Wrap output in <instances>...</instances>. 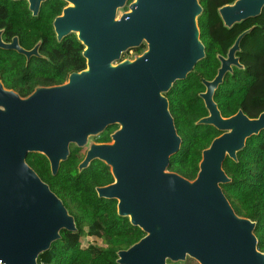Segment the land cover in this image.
Returning <instances> with one entry per match:
<instances>
[{
  "label": "water",
  "instance_id": "1",
  "mask_svg": "<svg viewBox=\"0 0 264 264\" xmlns=\"http://www.w3.org/2000/svg\"><path fill=\"white\" fill-rule=\"evenodd\" d=\"M46 0H26L36 16ZM52 21L56 39L76 33L84 46L85 68L59 84L41 85L26 96L5 87L0 78V263L38 264L40 252L75 231L74 217L62 200L27 163L30 152L46 156L55 174L70 144H88L78 167L99 159L113 181L97 186L99 197L116 199L117 214L145 234L117 251L119 264H173L186 257L199 264H264L257 248L255 222L235 213L220 184L230 179L222 163L246 139L264 129V110L256 117L241 109L222 116L213 94L231 66L245 32L235 39L211 80H203L208 111L197 120L221 131L202 150L194 179L168 170L181 137L165 93L184 79L205 55L197 17L199 0H65ZM264 0H234L218 8L224 25L258 15ZM119 17V8H126ZM147 47L134 59L122 53ZM18 37L0 48L28 60L39 56ZM116 62V63H114ZM113 124L111 141L88 143ZM173 262V263H171Z\"/></svg>",
  "mask_w": 264,
  "mask_h": 264
},
{
  "label": "trees",
  "instance_id": "2",
  "mask_svg": "<svg viewBox=\"0 0 264 264\" xmlns=\"http://www.w3.org/2000/svg\"><path fill=\"white\" fill-rule=\"evenodd\" d=\"M233 1L199 0L202 11L197 23L205 55L184 79L176 80L165 93L181 137L180 148L169 158L168 170L190 180L198 172L202 150L221 133L212 125L197 123L199 118L208 114L199 96L205 88L202 81L214 77L220 63L218 54L225 55L243 31L237 51L241 66H234L226 72L213 98L224 117L238 109L249 117H256L264 110V6L258 15L226 26L218 8ZM0 6L8 12L7 19L11 24L21 26L22 20L24 23L29 21L23 30L14 34L22 46L29 48L24 41L33 45L39 39L43 46L46 45L43 27L35 21L39 14L32 16L26 10L24 0H0ZM67 40L69 45L64 50L61 44ZM56 42H59V48L52 46V52L62 50L65 53L62 63L47 56H43L45 61L42 62H36L35 56L26 62L22 54L0 48V72L5 87L26 96L37 86L62 83L65 75L82 69L80 49H73L79 43L76 35L70 33ZM141 49L138 46L134 51L139 54ZM43 52L46 53L47 49ZM71 58L74 64L70 63ZM51 77L55 82L50 80ZM95 139L97 142L108 140V132L103 131ZM79 152L80 147L70 144L69 154L60 162L55 174L44 154L30 152L26 156L27 163L62 200L76 225L75 231L60 230V237L39 253L38 264H119L117 251L128 248L145 234L138 226L132 225L128 217L117 214L116 199L97 195V186L113 181L109 166L94 159L80 169L78 164L83 157ZM222 166L230 180L220 186L235 213L255 222L257 248L264 253V129L248 137L245 145L237 151L236 159L227 156ZM81 238L86 241L82 242Z\"/></svg>",
  "mask_w": 264,
  "mask_h": 264
},
{
  "label": "rangeland",
  "instance_id": "3",
  "mask_svg": "<svg viewBox=\"0 0 264 264\" xmlns=\"http://www.w3.org/2000/svg\"><path fill=\"white\" fill-rule=\"evenodd\" d=\"M68 4H70V3H68L65 0H46L41 5L40 11L38 13L39 15H38V17H37V19L35 21H37V23H40V25L43 27L42 33H43V37H45V41H46L45 43H46L47 46L46 45L43 46L41 39L38 40V41H40L39 46H38L39 56H35L36 57L35 58L36 62L45 61L43 56H47V57H49L51 59H55V60L59 59V63H62V61L64 59L62 57V55L65 57V53L63 54L62 50L61 51L55 50V51H57L55 53L52 52L53 51L52 46L54 48L55 47L59 48V45H60L59 42H56L57 39H55L56 36H55V32L53 30L52 21H53V19H54V17L56 15H59L61 13L62 8L67 6ZM26 7H27V4H26ZM125 9L126 8H119V10L117 11V17H119L121 15V13ZM35 25H36V23H35ZM36 34H37V31H36ZM36 34H35V36H36ZM76 38H77V36H76ZM38 41H36V43ZM35 44H33V45H35ZM67 45H69L68 44V40L64 41V44H61V47H65L64 50H66L67 49ZM45 48L47 49L46 53L43 52L45 50ZM83 48H84V46L79 41V43L76 44L75 48H73V49H75V51H76V49H80V53L82 54ZM135 55H137V53L134 51V48H131V49H128V50H126L125 52L122 53L121 59H134ZM81 58H82V63H83L81 68L83 69V67L85 68V66H86V61H85V59H83L84 57H81ZM70 63L74 64V60L72 59V61H70ZM114 63H116V62H114ZM67 77L68 76L65 75L63 82H65L67 80ZM55 78L57 79V76ZM50 80L54 81L55 79H54V77H51ZM95 137L96 136H92L91 135L89 137L88 143H90L92 141H96ZM87 147H88V144L84 145L83 147L80 148V152L79 153H80L81 158L84 157V154H85V152L87 150ZM81 240H82V242L86 241L85 238H81ZM171 263H173V262H171ZM174 263L175 264H199L196 260H194L193 258H190V257H186L182 261H174Z\"/></svg>",
  "mask_w": 264,
  "mask_h": 264
},
{
  "label": "flooded vegetation",
  "instance_id": "4",
  "mask_svg": "<svg viewBox=\"0 0 264 264\" xmlns=\"http://www.w3.org/2000/svg\"><path fill=\"white\" fill-rule=\"evenodd\" d=\"M13 1H18V0H13ZM25 1V3L27 4V2H26V0H24ZM132 1V0H131ZM131 1H128V3L129 2H131ZM1 7V6H0ZM26 10H28L29 11V9H28V4H27V7H26ZM126 10H127V7H126ZM40 11V10H39ZM31 13V12H30ZM39 13V12H38ZM32 15V14H31ZM38 15V14H37ZM33 16V15H32ZM3 17V13L0 11V19ZM20 29H22V28H20ZM0 30H1V36H2V39L3 40H5V41H10L11 40V38L12 37H14V36H17V35H12V36H10V37H6L5 36V32L7 31V27H6V25H0ZM244 32V31H243ZM18 37V36H17ZM18 40H19V37H18ZM19 43H20V41H19ZM21 45V44H20ZM233 45V44H232ZM231 45V46H232ZM34 46V45H33ZM32 46V47H33ZM230 46V47H231ZM24 47V46H23ZM32 47H29V48H32ZM140 47H142V49H141V52L140 53H142V51H144L145 49H146V47H147V45H146V43L145 42H143L141 45H140ZM230 47L228 48V50L226 51V54L225 55H220V54H218V58H219V60H220V56H223V57H226L227 56V53H228V51H229V49H230ZM29 48H27V49H29ZM239 50V45H238V49L235 51V53H234V56H235V58L238 60V63H239V65H232L231 66V70L233 69V67L235 66V67H240L241 66V62H240V55L239 54H237L238 51ZM14 51V50H13ZM139 53V54H140ZM24 56V55H23ZM25 57V56H24ZM25 60H26V62L28 61V59L25 57ZM220 65H221V62L219 63V66H218V68L220 67ZM218 68H217V71H218ZM217 73V72H216ZM226 74V73H225ZM225 74H224V76H225ZM216 75V74H215ZM214 75V76H215ZM1 76H2V74H1V72H0V78H1ZM224 76H223V79H224ZM223 79H222V81H223ZM2 80V79H1ZM203 80H206V79H203ZM211 80V79H210ZM202 83H203V81H202ZM204 85V84H203ZM219 86V85H218ZM205 87V86H204ZM217 89V88H216ZM215 89V90H216ZM203 91H205V88H204V90ZM202 91V92H203ZM215 92V91H214ZM236 113V112H235ZM119 127V125L118 124H113V125H109V126H107L105 129H104V131L105 132H108V136H109V139L108 140H106V141H102V142H106V143H108V142H110L111 141V134H112V132H114L117 128Z\"/></svg>",
  "mask_w": 264,
  "mask_h": 264
},
{
  "label": "crops",
  "instance_id": "5",
  "mask_svg": "<svg viewBox=\"0 0 264 264\" xmlns=\"http://www.w3.org/2000/svg\"><path fill=\"white\" fill-rule=\"evenodd\" d=\"M0 11L3 13V17L0 19V25H6L7 27V31L5 36L8 38L16 33H19V31L23 30L24 27L27 26V24L29 23V21H26L27 23H24L22 20L21 26H17V25H13L10 23L9 19H7V15L8 12L6 11V9H3L2 7H0ZM22 28V29H20ZM25 43H23L25 46H29L31 47L32 45L30 44V42L24 41Z\"/></svg>",
  "mask_w": 264,
  "mask_h": 264
},
{
  "label": "built area",
  "instance_id": "6",
  "mask_svg": "<svg viewBox=\"0 0 264 264\" xmlns=\"http://www.w3.org/2000/svg\"><path fill=\"white\" fill-rule=\"evenodd\" d=\"M0 264H2V263H0Z\"/></svg>",
  "mask_w": 264,
  "mask_h": 264
}]
</instances>
